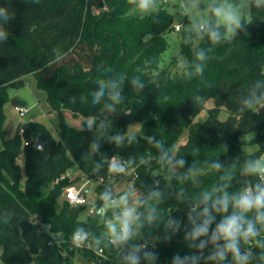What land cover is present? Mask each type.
<instances>
[{
    "label": "trees",
    "instance_id": "obj_1",
    "mask_svg": "<svg viewBox=\"0 0 264 264\" xmlns=\"http://www.w3.org/2000/svg\"><path fill=\"white\" fill-rule=\"evenodd\" d=\"M163 4L157 0L151 13H141L129 0H0V6L8 7L14 16L5 25L8 41L0 43V258L4 264H74L76 252L94 264L93 251L72 246L71 236L78 227L89 233L94 250L104 251L108 257L104 264L123 263L122 250L103 239L105 221L110 217L100 211L106 183L119 182L124 176L109 171L113 159L134 170L138 176L134 185L142 196L155 188L163 193L158 203L149 201L141 206L140 198L133 205L145 214L155 206L158 219L149 224L142 216L143 227L132 243L154 251V264H172L176 255L201 256L197 264H215L207 259L213 245L198 250L184 237L193 226L190 206L203 192L222 184V175L231 173L233 177L227 189L230 193L258 182L256 176L243 175L242 170L246 161H260L264 152V107L247 109L242 100L253 82L264 80V8L250 9L246 33L230 43L212 46L205 39L185 44L183 31H179L180 55L162 67L169 47L166 34L175 26L173 15ZM209 47L213 51L203 75L185 79L180 60L191 62L194 48ZM121 74L126 79L115 111L105 109V103H110L107 98L93 104L96 81ZM28 75L34 76L47 103L58 113V139L46 125L35 121L21 122L15 136H6L7 88L23 87ZM135 76L145 84L140 91L130 83ZM81 97H85L83 102ZM210 99L214 106L206 119L198 120ZM222 108L229 112L226 120L219 118ZM65 111L92 119V127L71 126ZM135 123L141 125L140 134L129 133ZM252 133L256 135L248 138ZM117 136L122 138L119 143L114 140ZM153 137L175 159L185 160L184 166L173 172L161 163ZM39 139L43 149L36 147ZM93 144L98 145L96 151ZM254 145H258L256 151L245 150ZM21 149L24 186L18 164ZM215 161L224 165L220 171L211 167ZM189 168H194V173H189ZM72 169L98 184L94 205L72 206L64 199L65 189L74 180L56 181ZM91 208L94 212L81 219ZM221 218L216 215L213 228ZM168 219L180 221V228L165 240ZM93 237L101 238L99 246ZM257 239L264 240V231ZM241 248L251 250L250 264H264V248L254 241L242 242ZM223 264H234L231 254Z\"/></svg>",
    "mask_w": 264,
    "mask_h": 264
},
{
    "label": "clouds",
    "instance_id": "obj_2",
    "mask_svg": "<svg viewBox=\"0 0 264 264\" xmlns=\"http://www.w3.org/2000/svg\"><path fill=\"white\" fill-rule=\"evenodd\" d=\"M38 2V0H36ZM129 3L141 13H151L157 7V0H129ZM255 7L264 8V0H181L180 9L187 24L182 25L183 42L192 44L196 40L207 39L212 46L220 45L225 42H232L240 33H246V25L251 21L248 17L249 10ZM14 16L9 12L8 7L0 6V43L8 41L9 31L5 27ZM194 60L189 62L181 59L179 66L182 76L190 80L194 77L203 75L206 64L211 58L213 48H194ZM111 71V69H107ZM126 76L124 74L115 78L98 79V88L92 92V103L99 104L102 99L107 98L110 103H105V109L115 111V105L121 103L122 85ZM134 90L140 91L145 87L144 82L139 76L131 80ZM85 97H81L83 102ZM244 108L255 109L264 107V80H256L251 86L249 95L242 100ZM244 109L242 108L241 111ZM93 120H88L91 127ZM122 138L117 136L114 140L119 143ZM155 146L160 149V162L165 164L174 172L177 167H183L186 163L183 159H175L164 150L160 141L155 140ZM98 145L93 144L92 150L96 151ZM211 167L220 171L224 165L220 161H215ZM109 171L114 174L124 173L125 166L115 159L109 164ZM189 173H194V168H189ZM243 175L256 176L258 182L254 185L246 186L242 190L230 193L227 189L231 186L233 179L231 173H225L220 177L223 182L213 186L210 191L203 192L196 198L195 203L190 206L189 219L193 225L191 230L185 234V240L194 242L189 246H195L198 250L204 249L207 245H213L207 257L215 264L223 262L231 254L234 264H250L253 257L251 250L243 251L241 243L255 242L256 246L264 248V240L257 239L261 231H264V162L248 160L245 162ZM171 178V177H170ZM182 178H187L182 177ZM163 193L155 188L142 196L139 205L148 204L149 201L160 202ZM180 199V197H177ZM100 200L104 202L101 214L105 209H111L113 215L106 219V232L103 239L108 243L122 250L123 264H154L157 255L143 244L132 243L143 227L142 216H146L147 223L157 221V208L150 206L146 214L140 213L136 206L130 203L128 192L118 198L115 197L110 189H106L101 195ZM231 209V211H230ZM249 214H254L251 218ZM216 215L222 218L216 221ZM257 225H260L258 228ZM180 228V221L168 219L164 226L165 240H170L172 233ZM169 229L172 230L169 233ZM89 240V233L82 227L75 229L71 236V243L75 247L84 246ZM93 243L97 246L101 244L100 237H93ZM223 243H219V242ZM198 242V243H197ZM201 256L188 255L181 257L176 255L172 259V264H197ZM264 259V257H261Z\"/></svg>",
    "mask_w": 264,
    "mask_h": 264
},
{
    "label": "rangeland",
    "instance_id": "obj_3",
    "mask_svg": "<svg viewBox=\"0 0 264 264\" xmlns=\"http://www.w3.org/2000/svg\"><path fill=\"white\" fill-rule=\"evenodd\" d=\"M159 0L160 4H163L164 7L173 15L174 17V25H185L187 24V18L183 16L180 9V3L181 0ZM249 19H251V12L249 10L248 13ZM179 32L172 31L166 34V38L169 43V47L166 50V52L163 55V61L161 63V66L168 65L169 62L172 61L173 58L178 57L180 55V37ZM7 95H8V101L6 102L4 106V112L6 115L5 119V132L7 138H11L15 136L16 130L18 125L21 122H28V121H35L40 122L44 125H46L53 136L58 139V130H59V117L58 113L56 111H53L46 100V93L42 90H40L37 87L36 80L34 76L28 75L24 78V86L21 88H13L9 87L7 88ZM15 106H18L22 109H27L28 113L24 117H20L13 108ZM214 106L213 99H210L204 108V110L201 112V114L198 116V120H204L206 119L208 115V110ZM67 122L77 128V129H83L85 125L88 126V120L81 116H74L70 111L64 112ZM229 117V112L222 108L220 111V120H226ZM93 125V124H92ZM89 127V126H88ZM92 127V126H91ZM90 127V128H91ZM129 133L132 134H140L141 133V125L139 123H135L130 126ZM264 134V129L261 132ZM256 133L249 134L247 137L251 138L255 136ZM1 145V143H0ZM258 149V145L254 146H246L245 150L247 152H254ZM18 164L22 168V186L25 184V156L23 149L19 152L18 157ZM69 178L71 180H74L73 185L76 187H80L85 182H87V179L82 178V173L78 169H72L69 172ZM97 186L98 184L95 182L90 181L88 184V193H87V204L94 205L97 201ZM106 187L108 189H111L112 193L116 195L117 197L121 196L125 192H128L130 197V203L134 205L138 199L134 198V194L131 190L128 188V182L126 180H121L119 182H115L113 180H110L106 183ZM141 195L139 191H136ZM63 202V198H61L58 201V204L61 205ZM89 215V210H85L81 214V219L85 220L87 216ZM2 253V246L0 245V256ZM74 264H90V262L82 256L81 253L76 252L73 256ZM0 264H4L1 261L0 258ZM115 264H123L122 262H117Z\"/></svg>",
    "mask_w": 264,
    "mask_h": 264
},
{
    "label": "built area",
    "instance_id": "obj_4",
    "mask_svg": "<svg viewBox=\"0 0 264 264\" xmlns=\"http://www.w3.org/2000/svg\"><path fill=\"white\" fill-rule=\"evenodd\" d=\"M182 30V26L181 25H176L174 26V31H181ZM13 110L20 116V117H24L27 113L28 110L27 109H22L18 106H15L13 108ZM116 160V159H115ZM260 162H264V152L261 155L260 158ZM124 165V164H123ZM126 168V165H124ZM138 176L137 174L134 172V170H130V169H126V171L124 172V176L121 180H126L128 182V188L129 190H131L133 192V196L135 199H140L142 197V192L135 187L134 185V179H136ZM67 178H69V173L63 175L62 177H60L56 183H59L60 181L66 180ZM131 178L133 180H131ZM70 179V178H69ZM120 180V181H121ZM89 180H87V182H85L83 185H81L80 187H76L75 185H71L69 187H67L64 191V199L72 206H84L87 204V193H88V184H89ZM102 183V181H101ZM111 190V189H110ZM136 191H139L141 193V195L139 193H137ZM114 195V194H113ZM115 197H117L116 195H114ZM118 198V197H117ZM94 212V208H91L89 210V214ZM105 212L109 213V217L111 218L113 215V211L111 209H105ZM73 247H75L74 245H72ZM77 249L80 250H90L93 251L95 254V258H96V263L94 264H104L105 260H108V257L105 255L104 251L102 249L99 250H94L91 240L89 239L88 242L82 246V247H75Z\"/></svg>",
    "mask_w": 264,
    "mask_h": 264
},
{
    "label": "water",
    "instance_id": "obj_5",
    "mask_svg": "<svg viewBox=\"0 0 264 264\" xmlns=\"http://www.w3.org/2000/svg\"><path fill=\"white\" fill-rule=\"evenodd\" d=\"M36 147L39 149H43V144H42L41 139H39V141L37 142Z\"/></svg>",
    "mask_w": 264,
    "mask_h": 264
}]
</instances>
